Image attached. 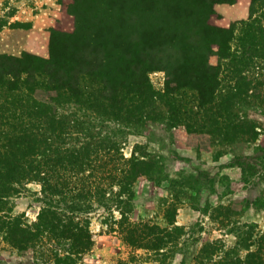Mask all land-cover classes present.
<instances>
[{"label":"trees","instance_id":"trees-1","mask_svg":"<svg viewBox=\"0 0 264 264\" xmlns=\"http://www.w3.org/2000/svg\"><path fill=\"white\" fill-rule=\"evenodd\" d=\"M224 1L71 0L52 30L48 56L0 54V211L25 182L41 184L34 223L0 212V232L13 248L28 251L45 238L66 245L69 239L64 247L70 255L55 257L82 255L94 240L91 219L81 214L99 205L120 211L131 244L163 243L155 226L129 216L134 182L154 177L161 165L138 148L126 157L119 138L125 129L112 122L141 133L148 122L177 128L184 121L189 133L210 129L218 135L213 141L228 143L236 135L248 141L258 136L249 112L264 93L247 70L264 60V0H251L241 31L237 21L217 22L216 5ZM158 69L166 72L160 96L149 76ZM190 93L196 110L184 107ZM195 113L196 122L187 123ZM69 139L80 144L64 149ZM242 168L245 175L257 171L252 163ZM220 207L227 219L240 213L232 205ZM241 224L231 229L234 246L207 243L197 263L264 264V233L256 242L255 225Z\"/></svg>","mask_w":264,"mask_h":264},{"label":"rangeland","instance_id":"rangeland-1","mask_svg":"<svg viewBox=\"0 0 264 264\" xmlns=\"http://www.w3.org/2000/svg\"><path fill=\"white\" fill-rule=\"evenodd\" d=\"M69 2L71 0H0V54L21 55L28 51L48 56L52 30L64 18L65 4ZM250 5L251 0L218 3L217 22L229 26L237 21L241 31L246 26L242 20L249 18ZM236 43L235 37L233 45ZM211 61L217 64L218 57L213 55ZM261 62L252 63L247 74L255 76L258 92L264 93V60ZM149 76L160 96L159 92L165 90L166 72L153 70ZM188 95L189 103L184 107L190 105V109H198L194 93ZM252 103L249 117L255 121L258 136L251 137L250 141L239 135L229 143L221 138L213 141L218 137L213 130L195 128V132L189 133L184 121H180L177 128L166 124L162 127L161 121L148 122L141 133L123 124L111 123L114 129H125L124 137L119 138L126 157L138 148L155 154L161 165L154 177L142 176L134 182L129 213L132 222L156 227L155 233L163 238L160 247L131 244L125 238L123 230L128 223L122 225L120 211L114 209L112 213L99 205L81 214L82 218L91 219L94 240L82 255L55 257L56 253L61 257L70 255L71 249L64 247L70 246L71 240L63 245L55 238H45L28 251H19L4 240L0 232V264H63V259H67L68 264H198L196 258L207 243L216 240L227 248L234 246L238 238L231 229L243 222L255 225L257 242L264 233V99L258 98ZM198 118L196 113L191 114L186 122L195 123ZM76 144L80 141L69 139L63 148ZM249 163L257 166L253 175L243 172L242 164ZM40 189L41 184L36 180L25 182L8 198L0 212L34 223L40 210ZM220 205H232L240 213H231L227 219V211ZM114 218L117 222H113ZM149 239L148 242L153 240ZM257 247V243L252 245V249ZM247 252L246 248L241 251L243 256Z\"/></svg>","mask_w":264,"mask_h":264}]
</instances>
